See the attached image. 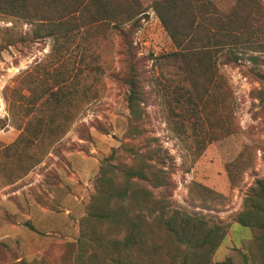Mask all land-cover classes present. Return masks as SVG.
<instances>
[{"label":"rangeland","instance_id":"rangeland-1","mask_svg":"<svg viewBox=\"0 0 264 264\" xmlns=\"http://www.w3.org/2000/svg\"><path fill=\"white\" fill-rule=\"evenodd\" d=\"M155 1L135 0L139 14L128 36L150 93L142 133L129 128L123 32L101 18L55 42L36 38L43 28L37 23L0 19V264H111L109 243L122 239L124 229L96 217L91 201L113 149L112 163L130 162L135 149L159 157L156 168L167 171L169 185H145L167 200V215L176 210L226 225L207 264H264L258 229L236 221L253 211L252 188L264 179V81L256 75L264 71V0H204L199 28L210 42L227 26L219 19L250 13L248 41L240 40L238 59L226 63V49H211L201 62L194 55L186 63L166 57L177 48ZM187 66L197 75L203 115L191 113L181 95L191 87ZM131 211L149 221L145 236L156 244L152 257L136 252L133 261L173 264L172 240L154 219L159 209Z\"/></svg>","mask_w":264,"mask_h":264},{"label":"trees","instance_id":"trees-1","mask_svg":"<svg viewBox=\"0 0 264 264\" xmlns=\"http://www.w3.org/2000/svg\"><path fill=\"white\" fill-rule=\"evenodd\" d=\"M244 1L247 0H241ZM203 3L204 0H156L153 3L156 14L177 48L166 57L183 60L186 63L188 57L194 55L201 62L209 59L208 54L211 49L220 51L226 49L228 51L225 53V63L236 62L240 51L237 44L240 40L248 41L244 36L248 34L247 28L251 27L250 13L237 16L236 12H233L225 20L219 19V24L225 22L227 26H219L210 42L209 37L205 36L206 28H199L203 19L205 20ZM138 14L135 0H0V19L12 17L37 23V26L43 28H37L36 38L53 36L55 42L60 36H65L64 38L69 41L73 30H88L90 28H80V26L90 27L101 18L106 20L110 28L123 32L124 36L128 37L133 32L134 25L131 22H134L133 19ZM75 22L77 23L72 25L78 28H60L62 25ZM231 25H236L237 28H232ZM131 43L132 39L128 37L123 45L129 55L124 76L125 100L131 116L132 126L129 128L142 133L140 128L144 122V107L150 98V93L143 83L144 63L134 56ZM184 69L191 87L184 88L181 95L186 96L185 101L191 113L199 112L203 115L205 112L201 101L204 99L194 88L197 75L191 66ZM200 69H203V72H200L202 76L206 75L209 69L208 62L204 63L203 67L200 66ZM256 75L259 81H264V71H258ZM178 88L179 85L174 87V90ZM209 88L210 85L204 88L203 92L210 93ZM189 90L191 94L187 93ZM116 152L117 150L113 149L109 157L116 158ZM109 157L107 162L101 165L96 179V192L91 201V210L96 217L108 220L110 226L124 229L122 239H114L109 243L110 250L114 254L110 263L136 264L133 261L136 252L147 259L152 257L151 250H155L156 244L145 236V228L149 221L139 214L137 215L139 221L132 216L131 209L142 207L149 211V215L159 209L160 213L155 215L154 219L157 226L162 228L164 234L172 240L171 263L207 264V255L225 236L226 225L222 221L209 225L202 217L187 216L176 210L172 211L171 215H167V209H164L168 207L165 204L167 200L162 195H158L159 192L145 185L162 186V188L169 185L167 171L156 168L159 157H149L137 149L131 150L128 163H112L109 162ZM252 191V195L256 198L253 211L240 213L236 221L241 225L255 226L259 231L260 244L264 245V179H257ZM222 264L230 263L222 262Z\"/></svg>","mask_w":264,"mask_h":264}]
</instances>
